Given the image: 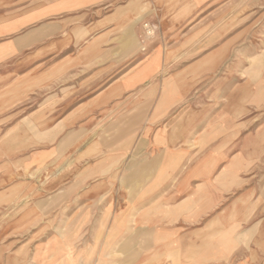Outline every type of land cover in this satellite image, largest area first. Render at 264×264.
<instances>
[{"label":"crops","instance_id":"crops-1","mask_svg":"<svg viewBox=\"0 0 264 264\" xmlns=\"http://www.w3.org/2000/svg\"><path fill=\"white\" fill-rule=\"evenodd\" d=\"M27 3L21 25L20 15L6 23L0 0V203L101 213L108 196L110 213L122 200L124 212L136 208L142 250L264 264V129H239L261 102L247 108L245 89L229 81L228 34L195 24L214 3ZM157 17L159 38L143 56L141 24ZM21 26L27 48L5 44ZM137 245L126 237L125 250Z\"/></svg>","mask_w":264,"mask_h":264},{"label":"rangeland","instance_id":"rangeland-1","mask_svg":"<svg viewBox=\"0 0 264 264\" xmlns=\"http://www.w3.org/2000/svg\"><path fill=\"white\" fill-rule=\"evenodd\" d=\"M210 1L214 3L213 9L198 11L194 18H198L203 12L205 15L201 18L206 19H197L195 24L198 23V29L220 25L223 33L228 34V41L224 44L228 45L226 71L229 81L240 83L239 88L245 89L247 108H253L255 98L261 102L262 114L255 120L253 118L256 114L251 110L246 114V121L239 129L252 131L261 123L260 129H264V0ZM220 2L222 8L220 5L216 6ZM27 7V0H5L6 23L16 15L21 16V25L27 22ZM159 19L157 17L156 21L142 22L138 39L139 54L148 55V46L158 40ZM143 24L153 27L154 35L142 45ZM15 29L17 25L4 26L5 32ZM28 30L29 26H21L20 30L5 36L3 41L11 45V41L18 38L19 48H27ZM195 44L200 51L206 45L208 47L215 43ZM142 47L145 48L144 51ZM256 86L261 90L254 96L257 92L254 89ZM35 199L17 205L0 203V264H146L147 261L153 264L190 263L184 255L172 250L148 251L139 248L140 219L131 217L137 212L136 208H132V212H124L127 205L123 200L117 213H110L113 203L110 207L108 196L103 197L101 213H69L66 206L62 211L55 203L45 204L36 202ZM126 237L128 241L132 238L133 246L138 242V247L125 250ZM233 253L234 251H229L230 256ZM229 259L232 264L234 260L231 257Z\"/></svg>","mask_w":264,"mask_h":264},{"label":"built area","instance_id":"built-area-1","mask_svg":"<svg viewBox=\"0 0 264 264\" xmlns=\"http://www.w3.org/2000/svg\"><path fill=\"white\" fill-rule=\"evenodd\" d=\"M143 28H144V36L142 37V41H141L142 45H143V43L145 44V40L146 41L150 40L154 35L153 27H151L147 24H143ZM144 50H145V48L142 47V51H144Z\"/></svg>","mask_w":264,"mask_h":264},{"label":"bare ground","instance_id":"bare-ground-1","mask_svg":"<svg viewBox=\"0 0 264 264\" xmlns=\"http://www.w3.org/2000/svg\"><path fill=\"white\" fill-rule=\"evenodd\" d=\"M16 138V137H15ZM13 140H15V139H13ZM254 145V144H253ZM230 234V233H229ZM231 237V236H230ZM184 240V239H183ZM180 241V240H179ZM183 242V241H182ZM182 242H180V243H182ZM117 246H118V244H117ZM116 250V249H115ZM112 252H114V250H112ZM115 253V252H114ZM168 256V255H167ZM178 258V257H177ZM184 261H187V260H184ZM114 263V262H113ZM118 263V262H117ZM116 263V264H117Z\"/></svg>","mask_w":264,"mask_h":264}]
</instances>
